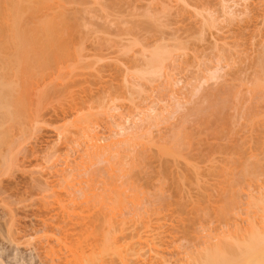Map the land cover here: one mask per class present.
I'll use <instances>...</instances> for the list:
<instances>
[{"label":"rangeland","instance_id":"rangeland-1","mask_svg":"<svg viewBox=\"0 0 264 264\" xmlns=\"http://www.w3.org/2000/svg\"><path fill=\"white\" fill-rule=\"evenodd\" d=\"M224 1L48 0L70 24L39 61L44 31L28 34L39 48L25 25L45 9L0 0V78L16 89L10 121L0 109V264H149L163 251L193 264L261 226L264 0Z\"/></svg>","mask_w":264,"mask_h":264},{"label":"bare ground","instance_id":"bare-ground-1","mask_svg":"<svg viewBox=\"0 0 264 264\" xmlns=\"http://www.w3.org/2000/svg\"><path fill=\"white\" fill-rule=\"evenodd\" d=\"M51 1V0H50ZM54 1H56L57 2V0H54ZM61 1V0H60ZM223 2H221L222 4V8L223 9H225L226 10V8H227V1H224V0H222ZM233 2V1H232ZM46 3H47V5L49 4V3H51V2H48V0H27V15L28 16H32V17H34L35 15H37L38 13H42L43 11H44V9H45V12H46V9H48V6L46 7L45 5H46ZM231 3V2H230ZM13 6L14 5H16L15 3H13L12 4ZM52 5V4H51ZM59 5H60V3H59ZM220 5V6H221ZM13 6H12V8H13ZM229 7V6H228ZM17 8H18V6L16 5V8H15V6H14V9H16V10H14V9H12V11L14 12V15H13V17H14V22H13V27L15 28V29H19L20 27H21V22H20V18L18 17V14H19V12H18V10H17ZM60 8V7H59ZM63 7H61V9H62ZM64 8H66V7H64ZM222 8H220L221 10H223ZM60 12H59V11ZM64 10V9H63ZM63 10H60V9H57V11H56V15L53 17H51L50 16V14L48 15L47 14V12H46V14H44V13H42L44 16L43 17H41L42 19H38V20H36L35 19V23H33V22H31L33 25H31V26H27V23H26V25H25V29L27 30V37L30 39V37H29V32H31V31H34V30H37V32H38V30H41V31H44L43 32V36L40 34V31H39V34H37V36H36V38H34L35 40H37L38 39V41L39 42H41V51H39V52H41L40 54L38 53V55H37V57L40 55V57L42 56L43 57V55L45 56V54H43V53H45V51L44 50H46V51H48V49L49 48H47L48 46H50V44H51V42H53L54 41V39H53V35H54V33L55 32H57L56 30H58V29H60V32H61V30L62 29H64L65 27H66V24L68 23V25L70 24V21L69 22H67V23H65V21H67V19H66V15L64 14V12L66 11V9L63 11ZM17 11V12H16ZM54 11V12H55ZM62 11H63V13H62ZM38 12V13H37ZM53 12V13H54ZM226 12V11H225ZM224 13V12H223ZM67 14V13H66ZM226 14V13H225ZM1 15V19H3V16H4V14H3V16H2V14H0ZM39 15V14H38ZM46 15H48V16H46ZM228 15H231V11H230V14L228 13ZM69 17H70V15H68ZM226 16V15H225ZM232 16V15H231ZM231 16H227V17H231ZM39 16H37V18H38ZM51 17V18H50ZM212 17V16H211ZM34 18H36V16L34 17ZM72 18V17H71ZM232 18V17H231ZM69 19V18H68ZM211 19V22H212V18H210ZM28 20V19H27ZM160 21V20H159ZM207 21V20H206ZM205 21V22H206ZM214 21V20H213ZM28 22V21H27ZM74 22V21H73ZM210 22V21H209ZM160 24V23H159ZM208 24V23H207ZM28 25H30V23H28ZM160 25H162V24H160ZM212 25V24H211ZM139 26V25H138ZM76 27H78V25L76 26ZM162 27V26H161ZM210 27V26H209ZM68 28V27H67ZM67 28H66V30H67ZM74 28V27H73ZM135 28H136V25H135ZM156 28V27H155ZM157 28H158V26H157ZM69 29V28H68ZM76 29V28H75ZM132 29V28H131ZM128 30H129V28H128ZM136 30V29H135ZM141 31V30H140ZM161 31V30H160ZM159 31V32H160ZM60 32H59V34H60ZM124 32H126V31H124ZM144 32V31H143ZM157 32V31H156ZM35 34H36V31L34 32ZM33 32H32V34H34ZM63 33V32H62ZM130 33H131V31H130ZM136 33V32H135ZM140 33V32H139ZM70 34V33H69ZM147 34V33H146ZM145 34V35H146ZM39 35V36H38ZM55 35H58V34H55ZM54 35V36H55ZM138 35V34H137ZM32 36V35H31ZM59 36V35H58ZM58 36H55L54 38L56 39ZM60 36H62L61 34H60ZM133 36V35H132ZM148 36V35H147ZM35 37V36H34ZM38 37H40V39L38 38ZM63 37V36H62ZM61 37V38H62ZM65 37V36H64ZM67 37V36H66ZM65 37V38H66ZM162 37V36H161ZM150 38V37H149ZM29 39H27V40H29ZM34 39H30L29 41H28V43L30 44V42H31V40H32V42L34 41ZM67 39V38H66ZM157 39H159V37L157 38ZM53 40V41H52ZM57 40H60L59 38H57ZM62 40V39H61ZM64 40V39H63ZM62 40V41H63ZM131 40V39H130ZM161 40V39H160ZM65 41V40H64ZM158 41V40H157ZM164 41V40H163ZM32 42H31V44H32ZM34 42H37V41H34ZM161 42V41H160ZM37 44L39 45V46H37V47H39L40 48V43H38L37 42ZM131 44V43H130ZM138 44V43H137ZM156 44H158L157 46H156ZM155 44V47H154V49H157V48H162V47H159V45H161L162 43H156ZM33 45V44H32ZM129 45V44H128ZM19 46V45H18ZM29 46V48H30V50H29V48H27V47H25V48H23V50L26 52V54L28 53H32L33 55H34V51H32V50H34V49H31V45H28ZM35 46V45H34ZM133 46V45H132ZM162 46H163V44H162ZM43 48H46V49H43ZM51 48V50H52V48L53 47H50ZM18 49V48H17ZM20 49V48H19ZM37 50H40V49H38V48H36ZM153 49V51H152V53H148L149 54V58L147 57V59H148V63L147 62H145L144 61V63L147 65L148 64V66H151V62H155L156 61V52H154L155 50ZM15 50V49H14ZM21 50V49H20ZM36 50V51H37ZM51 50L49 51V52H51ZM30 51V52H29ZM32 51V52H31ZM42 51H44V52H42ZM53 51V50H52ZM154 52V53H153ZM158 52V51H157ZM31 54V55H32ZM43 54V55H42ZM31 55H29L30 56V58L33 56H31ZM97 55V54H96ZM151 55V56H150ZM147 56V55H146ZM145 56V57H146ZM40 57H38L37 59H39V61H42L41 59H43L42 57H41V59H40ZM35 58V55L31 58V59H34ZM28 59V60H27ZM31 59H29V57L27 58L26 57V60L28 61V63H27V65L29 64V61L31 60ZM33 61V60H32ZM35 61V60H34ZM36 62H38V61H36ZM1 64V63H0ZM33 64V63H32ZM77 64H79V63H77ZM85 64V63H84ZM30 66V65H29ZM78 66V65H77ZM81 66V65H80ZM84 66V65H83ZM26 67V66H25ZM5 69V68H4ZM3 69V70H4ZM7 69H8V67H7ZM78 69V68H77ZM76 69V70H77ZM79 69H80V67H79ZM263 69V68H262ZM81 70V69H80ZM19 71V70H18ZM83 71V70H82ZM128 71V70H127ZM96 72H98V71H96ZM122 72V71H121ZM129 72V71H128ZM6 73V72H5ZM8 73V72H7ZM12 73V72H11ZM17 73V72H16ZM27 73V72H26ZM74 73H76V72H74ZM84 73V72H83ZM86 73V72H85ZM4 74V73H3ZM10 74V73H9ZM15 74V73H14ZM20 74V73H19ZM96 74V73H95ZM101 74H103V73H101ZM125 74H126V72H125ZM5 75V74H4ZM6 75H8V74H6ZM21 75V74H20ZM80 75V74H79ZM85 75V74H84ZM94 75V74H93ZM128 75V74H127ZM255 75H257V74H255ZM13 76H15V75H13ZM19 76V75H18ZM25 76V75H24ZM27 76V75H26ZM76 76V75H75ZM86 76V75H85ZM97 76V75H96ZM99 76V75H98ZM109 76H110V73H109ZM126 76V75H125ZM124 76V77H125ZM258 76H259V74L257 75V77L256 76H254L255 77V79L257 78L258 79ZM7 77V76H6ZM8 77H9V75H8ZM100 77H102V76H100ZM2 78H4V77H2ZM11 78H13L12 76H11ZM15 78V77H14ZM16 78H17V76H16ZM99 79H101V78H99ZM98 79V80H99ZM253 79V78H252ZM8 80V78L6 79V81ZM10 80H12V79H10ZM16 80V79H15ZM87 80V79H86ZM9 81V80H8ZM5 82V79H1L0 78V109L2 108V111H4L5 112V115L4 114H2L3 116H5L4 118H5V121H6V119H8L9 121H10V108H12V106H14V96H13V93L14 92H16L15 90V87L13 86L14 84L11 82ZM76 81V80H75ZM78 81V80H77ZM254 81V80H253ZM252 81V82H253ZM259 81V80H258ZM260 81H262V83H263V80H261V74H260ZM15 82H18L17 80L15 81ZM88 82H89V80H88ZM256 83H259V82H257L256 81ZM73 84V83H72ZM87 84V83H86ZM260 84V83H259ZM258 84V85H259ZM257 85V86H258ZM79 86V85H78ZM257 86H255L256 88H257ZM261 87H262V85H261ZM264 87V86H263ZM82 88V87H81ZM103 88V87H102ZM113 88V87H112ZM259 88V87H258ZM73 89V88H72ZM75 89V88H74ZM80 89V88H79ZM107 89V88H106ZM255 89V88H254ZM2 90V91H1ZM4 91V92H3ZM81 91V90H80ZM82 91H83V89H82ZM228 91V92H227ZM227 94L229 93V95L231 94L230 92L232 91L231 89H227ZM8 94H7V93ZM105 92V91H104ZM3 93V94H2ZM4 93H6V94H4ZM81 93V92H80ZM223 93H225V91L223 92ZM222 92H221V94L222 95H227L226 93L225 94H223ZM92 94V93H91ZM4 96V97H3ZM8 97V98H7ZM87 101V100H86ZM85 101V102H86ZM264 102V101H263ZM3 108H4V110H3ZM215 109H221L220 108V106H219V108H218V106L217 107H215ZM215 109H214V112H216L215 111ZM15 110V109H14ZM7 111H9V112H7ZM218 111V110H217ZM221 111V110H220ZM11 112H12V110H11ZM218 113V112H217ZM215 113H213V115H214ZM12 115V114H11ZM217 115V114H216ZM87 115H84L83 116V120H82V124H85V121H84V118L86 117ZM215 116V115H214ZM3 119V118H2ZM4 121V122H5ZM1 122V121H0ZM4 122H3V120H2V124H1V126L2 125H4ZM6 122H8V121H6ZM198 128V127H197ZM193 130V129H192ZM264 130V129H263ZM129 131V130H128ZM198 131V130H197ZM260 131H261V127H260ZM259 131V132H260ZM123 132V131H122ZM192 132V131H191ZM193 134V133H192ZM261 134V133H260ZM119 135V134H118ZM123 135V134H122ZM258 135V134H257ZM186 137H184V136H182L181 138L180 137H178V136H175V138L176 137H178V138H176L175 140H174V144L175 145H177L178 147L180 146H182L184 143L186 144V142H187V140H189V138H190V136H188V134L187 135H185ZM195 136V135H194ZM197 136V135H196ZM195 136V137H196ZM261 136V135H260ZM191 138H192V136H191ZM251 138V137H250ZM256 138V137H255ZM174 139V138H173ZM246 139V138H245ZM245 139H243L245 142H247ZM258 139V138H257ZM250 140H253V138L252 139H250ZM192 141V140H191ZM243 141V142H244ZM88 142H94L93 141V139H89V141ZM235 142V141H234ZM242 142V143H243ZM173 143V140H172V142H171V144ZM236 143H237V141H236ZM247 143H249V142H247ZM254 143V142H253ZM95 144V143H94ZM180 144V145H179ZM190 144V143H189ZM188 144V142H187V145H189ZM193 144V143H192ZM244 144V143H243ZM89 145H91V143L89 144ZM93 145V144H92ZM252 145V144H251ZM20 146V145H19ZM174 146V145H173ZM177 146H175V147H177ZM229 146V145H228ZM91 147V146H90ZM93 147H95V145L93 146ZM175 147H173V148H175ZM183 147V146H182ZM214 147V146H213ZM233 147H235V146H233ZM253 147V146H252ZM193 148V147H192ZM191 148V149H192ZM172 149V148H171ZM186 149H187V147H186ZM253 149V148H252ZM252 149H250V150H252ZM173 150V149H172ZM190 150V149H189ZM217 150V149H216ZM170 151V150H169ZM191 151V150H190ZM189 151V152H190ZM200 152V151H199ZM224 152V151H223ZM246 152V151H245ZM216 153V152H215ZM227 153V152H226ZM151 154V153H150ZM169 154H170V152H169ZM171 154H172V151H171ZM174 154H175V152H174ZM174 154H172V155H174ZM196 154V153H195ZM201 154H203V151H202V153ZM208 154V153H207ZM210 155H212V154H210ZM246 155V154H245ZM144 156V155H143ZM142 156V157H143ZM203 156H205V155H203ZM207 156V155H206ZM247 156V155H246ZM141 157V158H142ZM146 157V156H145ZM153 157V156H152ZM168 157V156H167ZM193 157V156H192ZM147 158V157H146ZM149 158V157H148ZM147 158V159H148ZM194 158V157H193ZM211 158V157H210ZM152 159V158H151ZM248 158L246 157V160H247ZM144 161H145V159H144ZM148 161V160H147ZM159 161V160H158ZM146 162V161H145ZM151 162V161H150ZM160 162V161H159ZM143 163V162H142ZM6 164V163H5ZM4 164V165H5ZM3 165V164H2ZM144 165V164H143ZM149 165V164H148ZM161 165V164H160ZM153 166V165H152ZM146 167V166H145ZM148 167V166H147ZM150 167V166H149ZM7 168V167H6ZM165 168V167H164ZM183 168V167H182ZM6 170V169H5ZM176 170V169H175ZM177 170H179V169H177ZM182 170V169H181ZM223 170V169H222ZM186 171V170H185ZM162 172V171H161ZM213 173H214V171H213ZM2 174V173H1ZM177 175V174H176ZM178 176H179V174H178ZM185 177V176H184ZM185 179V178H184ZM13 180V179H12ZM16 180V179H15ZM20 182V181H19ZM1 183V182H0ZM2 184V183H1ZM2 187V186H1ZM6 189V188H5ZM4 189V190H5ZM17 189V188H16ZM47 189V188H46ZM46 189H44V190H46ZM19 190V189H18ZM186 193H187V191H186ZM14 195V194H13ZM182 195V194H181ZM19 199V198H18ZM17 199V200H18ZM256 201V200H255ZM20 202V201H19ZM254 202V201H253ZM254 204V203H253ZM255 205L257 206V208L260 210V212H261V220H260V225L261 226H256V225H251V227H250V230L248 231V233L247 234H239V235H241V237L240 238H235V237H233V236H224L223 237V239L221 238V239H219L218 240V242L216 243V244H212V245H210L209 247H207V248H204V250L203 249H201L202 250V252L200 251V254H199V256L196 258V259H193L194 261H192V263L193 264H264V199L263 200H257V202L255 203ZM10 209V208H9ZM83 222V221H82ZM66 223V222H65ZM76 223V222H75ZM85 223V222H84ZM80 224V223H79ZM144 224H146L144 227L145 228H147L148 227V225H147V223H144ZM15 225V224H14ZM77 225V224H76ZM75 225V227H77ZM84 225V224H83ZM92 225V224H91ZM65 226V225H64ZM63 226V227H64ZM69 226V225H68ZM71 226V225H70ZM66 227H67V225H66ZM11 228V227H10ZM70 228H72V227H70ZM81 228V227H80ZM93 228V227H92ZM12 229V228H11ZM68 229H69V227H68ZM82 229V228H81ZM14 230V229H13ZM12 230V231H13ZM61 230V229H60ZM71 230V229H70ZM10 231V230H9ZM61 231H63V230H61ZM70 232V231H69ZM89 232V231H88ZM146 232H148L147 230H146ZM151 232V231H150ZM10 233V232H9ZM14 233V232H13ZM68 233V232H67ZM84 233H87V232H84ZM140 233V232H139ZM15 234V233H14ZM72 234V233H71ZM82 234H83V232H82ZM142 234V233H141ZM140 234V235H141ZM11 235V234H10ZM85 235H87L88 236V233L87 234H85ZM12 236V235H11ZM147 237L148 238H152V239H150L149 240V243H151V244H153V245H155V246H157V244L159 243V245H161V241L163 242V239H162V235L160 234V233H152L151 235H147ZM166 237V236H165ZM157 238L159 239V241L157 240ZM13 239V238H12ZM139 239H140V237H139ZM162 239V240H161ZM141 240V239H140ZM10 241V240H9ZM14 241V240H13ZM157 248V250H159L160 249V247L159 246H157L156 247ZM161 250V249H160ZM164 252V251H163ZM162 252V253H163ZM162 253H159V252H155L154 254L156 255H154V257L152 258V260H150V262H149V264H172V263H169V260L167 261L163 256H162ZM56 254V253H55ZM129 255H133L134 257H137V261L138 260H141V258L143 257V254H142V247L140 248V247H138V248H133V250L130 252V253H126V255H125V259L129 256ZM188 264H190V263H188Z\"/></svg>","mask_w":264,"mask_h":264}]
</instances>
